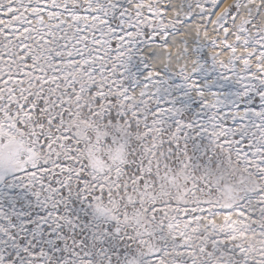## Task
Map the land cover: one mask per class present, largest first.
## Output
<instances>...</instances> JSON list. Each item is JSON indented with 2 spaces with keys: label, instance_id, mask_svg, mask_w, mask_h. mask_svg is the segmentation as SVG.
Segmentation results:
<instances>
[{
  "label": "snow or ice",
  "instance_id": "obj_1",
  "mask_svg": "<svg viewBox=\"0 0 264 264\" xmlns=\"http://www.w3.org/2000/svg\"><path fill=\"white\" fill-rule=\"evenodd\" d=\"M0 264H264V0H0Z\"/></svg>",
  "mask_w": 264,
  "mask_h": 264
}]
</instances>
